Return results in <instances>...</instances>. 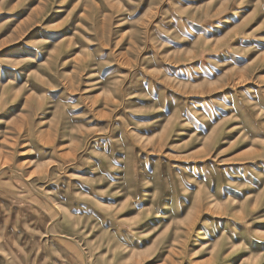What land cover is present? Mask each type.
<instances>
[{
	"label": "rangeland",
	"instance_id": "374dc122",
	"mask_svg": "<svg viewBox=\"0 0 264 264\" xmlns=\"http://www.w3.org/2000/svg\"><path fill=\"white\" fill-rule=\"evenodd\" d=\"M0 264H264V0H0Z\"/></svg>",
	"mask_w": 264,
	"mask_h": 264
}]
</instances>
